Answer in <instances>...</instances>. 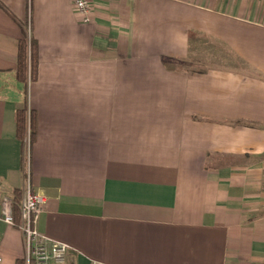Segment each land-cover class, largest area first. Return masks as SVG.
Segmentation results:
<instances>
[{
    "label": "crops",
    "instance_id": "obj_1",
    "mask_svg": "<svg viewBox=\"0 0 264 264\" xmlns=\"http://www.w3.org/2000/svg\"><path fill=\"white\" fill-rule=\"evenodd\" d=\"M89 2L84 23L72 0H0L18 22L0 8V197L15 221L29 179L64 264H264V0ZM0 257L24 258L1 221Z\"/></svg>",
    "mask_w": 264,
    "mask_h": 264
},
{
    "label": "built area",
    "instance_id": "obj_2",
    "mask_svg": "<svg viewBox=\"0 0 264 264\" xmlns=\"http://www.w3.org/2000/svg\"><path fill=\"white\" fill-rule=\"evenodd\" d=\"M72 7L81 22L86 23L90 20L91 6L89 0H72ZM43 203L44 198L41 195L31 192L28 179L18 205V222L13 217L14 203L11 197L5 195L0 197V221L21 231L24 264H64L68 246L49 239L35 228Z\"/></svg>",
    "mask_w": 264,
    "mask_h": 264
},
{
    "label": "trees",
    "instance_id": "obj_3",
    "mask_svg": "<svg viewBox=\"0 0 264 264\" xmlns=\"http://www.w3.org/2000/svg\"><path fill=\"white\" fill-rule=\"evenodd\" d=\"M0 8L17 22L15 17L1 3ZM20 27L22 28V38L18 41L17 64L14 76L17 81L27 87L29 82L35 81L36 79V42L31 33L30 21L23 23ZM35 121L36 116L29 107L16 110V134L27 148H30L35 137ZM15 264H24V258L16 260Z\"/></svg>",
    "mask_w": 264,
    "mask_h": 264
}]
</instances>
